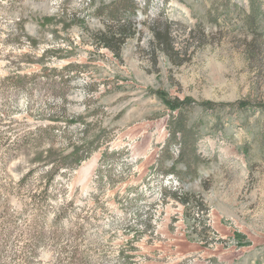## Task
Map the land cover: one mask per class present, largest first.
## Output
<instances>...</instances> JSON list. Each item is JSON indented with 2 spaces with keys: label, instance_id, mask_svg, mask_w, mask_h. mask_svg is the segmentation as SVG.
Wrapping results in <instances>:
<instances>
[{
  "label": "rangeland",
  "instance_id": "obj_1",
  "mask_svg": "<svg viewBox=\"0 0 264 264\" xmlns=\"http://www.w3.org/2000/svg\"><path fill=\"white\" fill-rule=\"evenodd\" d=\"M112 1L0 0V264H264V0H135L118 49Z\"/></svg>",
  "mask_w": 264,
  "mask_h": 264
},
{
  "label": "trees",
  "instance_id": "obj_2",
  "mask_svg": "<svg viewBox=\"0 0 264 264\" xmlns=\"http://www.w3.org/2000/svg\"><path fill=\"white\" fill-rule=\"evenodd\" d=\"M249 6L251 7V15L248 17L249 22H253L255 20L254 13V0H249L248 2ZM97 12H99L100 15H104L109 19L112 23L119 25L120 31L118 34L112 33L109 37H106V40L108 42H113V40L116 42V49H118L121 44L124 42V40L128 37V33L126 32V28H131L133 25L131 16L135 15L136 12V5L135 0H114L110 2L107 5L99 6L97 8ZM109 46L112 47V45ZM163 103L171 110L179 109L183 106H190L192 104H195V101L191 97H185L183 99L178 98H167L166 96L160 97ZM205 106L211 104L209 102L203 103ZM246 101H240L239 106L245 107ZM67 128V127H65ZM44 131V130H42ZM65 130H63L64 132ZM87 126L85 125V128L83 129L82 137L79 138V140H82L79 145L74 147V149L68 153L62 154L59 156V158L56 161H53L50 167L45 171L46 176L48 177L47 180H51L53 178L54 173L59 172L61 168H74L77 165L81 163L82 160L90 157V155L101 145L100 138L102 137V133H97L94 135H91L88 137L87 135ZM46 134V132H45ZM53 136H56L55 134ZM178 142L179 144V152L177 161L183 162L185 171L184 173L188 174H195V166L200 161L199 154L196 152L195 147V134L191 130H187L185 128L184 120L181 116L176 118V122L173 126L170 127L169 131V137L167 142L163 145L161 149L162 155L169 154L170 151V144L171 143ZM116 151L109 152L107 149H105L101 157L99 159V166H102L105 164L106 157L109 155V153H115ZM118 153V152H117ZM116 153V154H117ZM163 175L166 174H175L178 173V171L174 167V163L169 167L167 170L162 171ZM32 174V171H29L27 174H25L21 182L24 180H27L28 177ZM43 191H48V188L45 186ZM183 203L189 204V199L185 198L182 200ZM196 204V203H195ZM71 205V203L69 204ZM198 205V204H196ZM193 204H191L190 209H193ZM67 208V207H66ZM64 208L61 214H64L67 212V209ZM199 210V209H197ZM59 217V216H58ZM195 220L198 219V217L194 218ZM205 235L203 236V238Z\"/></svg>",
  "mask_w": 264,
  "mask_h": 264
},
{
  "label": "bare ground",
  "instance_id": "obj_3",
  "mask_svg": "<svg viewBox=\"0 0 264 264\" xmlns=\"http://www.w3.org/2000/svg\"><path fill=\"white\" fill-rule=\"evenodd\" d=\"M92 164H88L87 166L89 167V166H91ZM86 170V169H85Z\"/></svg>",
  "mask_w": 264,
  "mask_h": 264
}]
</instances>
